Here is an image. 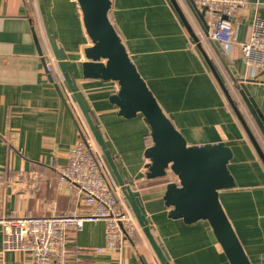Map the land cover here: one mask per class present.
I'll return each instance as SVG.
<instances>
[{
	"label": "crops",
	"instance_id": "crops-1",
	"mask_svg": "<svg viewBox=\"0 0 264 264\" xmlns=\"http://www.w3.org/2000/svg\"><path fill=\"white\" fill-rule=\"evenodd\" d=\"M111 1L110 20L129 56L187 142H225L233 149L229 169L236 187L221 191L220 201L252 264H264V164L172 1ZM175 1L251 130L257 136V129L262 136L259 142L264 151V137L231 76L186 1ZM256 19L264 20V0H248L246 9L229 20L225 17L236 28V43L227 54L243 78L253 74V67L245 64L241 44L249 42ZM34 33L50 71L39 55ZM50 36L67 57L71 81L105 140L117 173L64 78ZM91 46L77 0H0V264L31 260L28 252L2 253L4 218L49 217L83 209L70 189L58 182L56 171L68 163L82 136L98 147L104 173L133 217L121 227L101 220L85 222L79 232L70 231L69 246L75 253L69 264H162L123 185H129L142 200L151 234L167 264H229L206 221L187 225L168 217L170 209L163 196L166 185L176 178H146L150 128L142 115L134 119L118 115V108L110 102L117 83L83 78L84 51ZM256 77L246 85L264 114V73ZM110 239L117 241L118 249L98 253L96 249L105 248Z\"/></svg>",
	"mask_w": 264,
	"mask_h": 264
},
{
	"label": "water",
	"instance_id": "water-1",
	"mask_svg": "<svg viewBox=\"0 0 264 264\" xmlns=\"http://www.w3.org/2000/svg\"><path fill=\"white\" fill-rule=\"evenodd\" d=\"M171 1L264 164V151L235 103L219 70L209 57L200 37L196 35L194 27L183 11L175 0ZM185 1L199 23L203 36L209 40L222 65L231 76L235 88L264 137V114L254 95L250 92L246 82L241 79L222 43L210 38L204 13L196 8L193 0ZM77 2L83 14L86 34L92 42V46L84 51L86 61L81 64L83 78L117 83L118 90L110 97V102L118 108V115L126 119H134L138 115H142L145 119L150 128L152 139V145L145 151V157L149 161L146 165V178L148 180L163 179L169 176L176 178L166 185L163 196L165 206L170 209L168 217L173 220H182L187 225L206 221L229 264H252L220 201L221 191L236 187L235 178L229 169V164L234 158L233 149L225 142L189 144L166 115L129 56L126 46L110 20L112 1L77 0ZM34 36L39 55L46 67V57L35 33ZM50 42L54 57L58 61L64 78L72 90L96 141L103 149L111 167L117 173L111 152L71 81L66 64V55L55 45L52 36H50ZM122 187L145 235L162 264H167L161 248L151 234L142 200L135 195L129 185Z\"/></svg>",
	"mask_w": 264,
	"mask_h": 264
},
{
	"label": "built area",
	"instance_id": "built-area-1",
	"mask_svg": "<svg viewBox=\"0 0 264 264\" xmlns=\"http://www.w3.org/2000/svg\"><path fill=\"white\" fill-rule=\"evenodd\" d=\"M204 13L209 35L226 45V52L236 43V28L228 20L248 6V0H193ZM228 17V20H225ZM227 52V53H228ZM241 52L253 74L241 77L243 82L256 81L264 73V20L256 19L249 42L241 44ZM47 71L50 66L47 64ZM58 182L66 185L74 198L81 202L82 210L49 217L4 218L2 253L28 252L31 260L26 264H69L75 253L70 248L69 232H79L85 222L112 221L118 226L132 220V213L120 203L118 195L108 181L95 143L84 136L72 148L68 163L56 169ZM117 241L110 239L104 249H118Z\"/></svg>",
	"mask_w": 264,
	"mask_h": 264
},
{
	"label": "rangeland",
	"instance_id": "rangeland-1",
	"mask_svg": "<svg viewBox=\"0 0 264 264\" xmlns=\"http://www.w3.org/2000/svg\"><path fill=\"white\" fill-rule=\"evenodd\" d=\"M246 117H247V115H246ZM252 126L255 128V126H254L253 124H252ZM254 132L257 134L259 141L263 140V139H262V136L259 134V132H258L257 129H254ZM261 143H262V141H261ZM95 145H96V144H95ZM96 148L98 149L97 146H96Z\"/></svg>",
	"mask_w": 264,
	"mask_h": 264
},
{
	"label": "trees",
	"instance_id": "trees-1",
	"mask_svg": "<svg viewBox=\"0 0 264 264\" xmlns=\"http://www.w3.org/2000/svg\"><path fill=\"white\" fill-rule=\"evenodd\" d=\"M256 138H257V140H258V142H259V139H258V137L256 136ZM260 143V142H259ZM151 145H152V139H151ZM261 145V144H260ZM158 180V179H157Z\"/></svg>",
	"mask_w": 264,
	"mask_h": 264
}]
</instances>
